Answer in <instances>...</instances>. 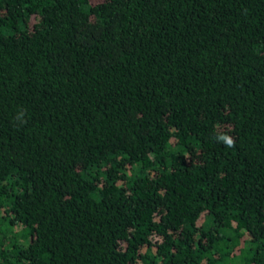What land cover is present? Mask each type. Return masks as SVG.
Listing matches in <instances>:
<instances>
[{
    "label": "trees",
    "instance_id": "trees-1",
    "mask_svg": "<svg viewBox=\"0 0 264 264\" xmlns=\"http://www.w3.org/2000/svg\"><path fill=\"white\" fill-rule=\"evenodd\" d=\"M0 264H264V0H0Z\"/></svg>",
    "mask_w": 264,
    "mask_h": 264
},
{
    "label": "clouds",
    "instance_id": "clouds-1",
    "mask_svg": "<svg viewBox=\"0 0 264 264\" xmlns=\"http://www.w3.org/2000/svg\"><path fill=\"white\" fill-rule=\"evenodd\" d=\"M215 138L219 142L224 143V145L229 148L233 147L235 144L234 139L230 135H227V134H217Z\"/></svg>",
    "mask_w": 264,
    "mask_h": 264
}]
</instances>
